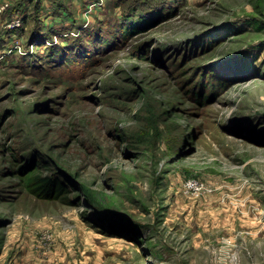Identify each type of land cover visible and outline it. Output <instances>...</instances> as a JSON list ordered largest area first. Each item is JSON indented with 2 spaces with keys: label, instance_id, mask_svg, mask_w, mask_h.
Listing matches in <instances>:
<instances>
[{
  "label": "rangeland",
  "instance_id": "1",
  "mask_svg": "<svg viewBox=\"0 0 264 264\" xmlns=\"http://www.w3.org/2000/svg\"><path fill=\"white\" fill-rule=\"evenodd\" d=\"M0 264H264V0H0Z\"/></svg>",
  "mask_w": 264,
  "mask_h": 264
},
{
  "label": "trees",
  "instance_id": "2",
  "mask_svg": "<svg viewBox=\"0 0 264 264\" xmlns=\"http://www.w3.org/2000/svg\"><path fill=\"white\" fill-rule=\"evenodd\" d=\"M143 22L144 21L139 20L127 26L125 29L127 35H130L132 32H138L139 30H141V28L144 27ZM66 187L67 186L62 182H60L59 180H57V178L51 176H44V177H39L37 180H35V182L32 185V192L37 195H48V196L56 197L59 196L61 193H63L66 190Z\"/></svg>",
  "mask_w": 264,
  "mask_h": 264
},
{
  "label": "built area",
  "instance_id": "3",
  "mask_svg": "<svg viewBox=\"0 0 264 264\" xmlns=\"http://www.w3.org/2000/svg\"><path fill=\"white\" fill-rule=\"evenodd\" d=\"M20 23H19V21L18 22H16L15 24H13V26L15 27V26H18Z\"/></svg>",
  "mask_w": 264,
  "mask_h": 264
}]
</instances>
